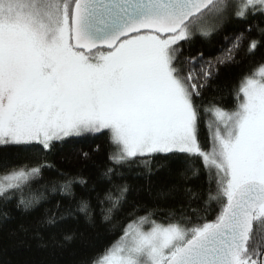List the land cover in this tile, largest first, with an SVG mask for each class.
<instances>
[{"label":"snow or ice","instance_id":"6c2138e0","mask_svg":"<svg viewBox=\"0 0 264 264\" xmlns=\"http://www.w3.org/2000/svg\"><path fill=\"white\" fill-rule=\"evenodd\" d=\"M228 8V0H0V145L35 142L51 149L65 137L108 130L117 148L109 159L116 164L130 167L145 158L151 171L157 156L163 168L184 154L201 157L209 169L204 215L166 223L139 217L86 264H264V65L241 81L234 110L205 109L224 126L211 133L209 152L199 141L196 98L214 65L197 69L196 57L180 60V42L196 31L209 35L208 19L219 21ZM249 8L252 15L264 14V0H245L236 17L247 19ZM243 38H235L225 59L233 58ZM258 44L251 40L249 52ZM43 167L51 165L6 174L3 201ZM113 174L111 168L105 173L109 179ZM60 191L75 197L71 181ZM127 192L125 184L119 195L106 194L111 207L105 220ZM41 198L33 195L17 206L29 209ZM213 204L218 211L209 220ZM88 208L81 198L75 211ZM73 212L57 202L42 223L55 226Z\"/></svg>","mask_w":264,"mask_h":264},{"label":"trees","instance_id":"16d2710c","mask_svg":"<svg viewBox=\"0 0 264 264\" xmlns=\"http://www.w3.org/2000/svg\"><path fill=\"white\" fill-rule=\"evenodd\" d=\"M251 13L247 19L233 17L224 21L212 34H197L187 42H180L181 61L196 57L197 69L207 62L214 65L211 79L196 98L200 105L199 141L205 151H211V133L218 124L213 111L205 112V109L234 110L239 103L241 81L264 65V33L260 31L264 29V14ZM241 33L244 38L239 49L233 50L231 60L225 59ZM253 39L259 44L249 52ZM218 59L225 62L217 63ZM110 137L106 130L72 136L53 142L51 149L35 142L0 145V175L24 166L51 165L43 167L38 178L20 189L9 190L12 198L7 203L0 197V212L9 213L8 219L0 217V264H86L93 258L99 259L105 248L120 240L126 225L139 217L149 216L166 223L181 217L195 220L198 215H204L209 169L201 157L176 154L166 167L158 168L161 158L157 156L151 171L141 162L145 158H140L129 167L109 159L117 151ZM109 168L115 173L111 179L105 175ZM210 170L215 173L214 168ZM81 179L86 183H80ZM69 181L75 197L61 194L60 186ZM125 184L126 197L119 209L112 212L110 220H105L111 207L106 194L119 195L120 186ZM33 195L42 198L32 208L17 206L21 199ZM81 198L89 202L87 213L75 211ZM57 202L62 209L71 206L73 215L55 226L42 223L49 211H55ZM217 211L213 204L207 218L214 219ZM66 234L72 239L66 241Z\"/></svg>","mask_w":264,"mask_h":264},{"label":"rangeland","instance_id":"374dc122","mask_svg":"<svg viewBox=\"0 0 264 264\" xmlns=\"http://www.w3.org/2000/svg\"><path fill=\"white\" fill-rule=\"evenodd\" d=\"M244 3H245V0H228L229 8H228L227 12L224 14L222 19H220L219 21L214 20L212 18L208 19L205 27L209 30L210 34H212L217 29V27H219V25H221L224 21H227L230 18L236 17L235 13L237 11L244 10L243 9ZM246 11H247V13H249L250 11H253V9L249 8ZM256 11H258V10H256ZM197 34H201V32L196 31L194 33V35H197ZM258 69H257V71H258ZM256 78H259V76H257ZM213 116H214V120L218 123L217 125L219 126V129L221 130V132H223L224 126H223V124H219V122L216 120V117L214 115V111H213ZM102 131H104V130H102ZM106 131H108V130H106ZM87 133H91V132H85V133H82L81 135L87 134ZM109 134H110V132H109ZM73 136H79V135H73ZM69 137H72V136H69ZM69 137H65L64 139L69 138ZM5 175L6 174L0 175V181L3 180V177ZM145 227H148V225H145Z\"/></svg>","mask_w":264,"mask_h":264}]
</instances>
